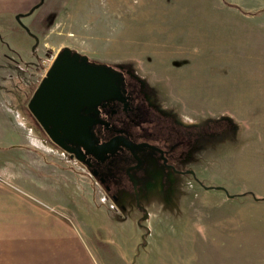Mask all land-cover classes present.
Returning a JSON list of instances; mask_svg holds the SVG:
<instances>
[{
	"label": "rangeland",
	"instance_id": "374dc122",
	"mask_svg": "<svg viewBox=\"0 0 264 264\" xmlns=\"http://www.w3.org/2000/svg\"><path fill=\"white\" fill-rule=\"evenodd\" d=\"M23 20L19 26L3 24L9 40L20 41L21 48L25 42L17 32L23 28L34 37L32 45L29 40L25 44L33 56L12 63L16 66L6 75L0 73L9 126L29 132L28 138L11 140L48 146L49 159L71 165L83 184H92L94 198L111 205L101 206L105 213L100 219L82 213L78 197H85L84 186L74 176L65 180L75 190L62 186V198L56 194L57 199L50 201L58 203L55 214L63 213L65 217H59L79 232L98 222V246L105 258L97 257L91 246L95 264H108L111 252L119 247L132 252L133 244L136 256L149 233L145 264L160 256L169 264H264V121L254 124L258 107L230 105L239 99L245 104L264 102V0H44ZM53 24L55 28L44 36ZM48 40L54 45L42 48ZM64 48L136 78L146 101L166 122L187 135L200 134L190 149L194 156L186 161L193 165L197 180H188L187 175L180 185L157 182L139 187L136 201L129 185L106 190L84 163L37 132L28 101ZM10 56L19 61L15 53ZM214 97L225 103L208 105V98ZM258 111L264 119V109ZM243 121L252 130L246 137L238 135ZM184 150L189 152L188 147ZM214 185L224 190H214ZM87 193L93 202L91 186ZM219 193L235 199L220 201ZM230 215L246 225L224 229ZM109 220L115 222L109 228L122 231L118 247L107 239L104 226ZM158 247L164 253L156 251Z\"/></svg>",
	"mask_w": 264,
	"mask_h": 264
},
{
	"label": "crops",
	"instance_id": "0c3cea01",
	"mask_svg": "<svg viewBox=\"0 0 264 264\" xmlns=\"http://www.w3.org/2000/svg\"><path fill=\"white\" fill-rule=\"evenodd\" d=\"M43 2L44 0H0V73L5 71L6 75L10 69L14 70L16 65H12V63H20L24 58L29 59L34 54L30 46L33 44L34 37L23 28L21 32H17V35L23 38H20V40L24 41L25 44L29 40V52L27 53L25 44L21 48L20 41L18 43L15 38L9 40L7 30H5L3 24L5 22L8 24L9 21L10 24L19 26L18 21L29 18L30 14L41 7ZM54 28V24L50 25L44 36H48ZM36 35L38 36V34ZM52 45L54 44L48 40L43 41L41 46L42 48H48ZM19 52L23 56L19 55ZM12 53L20 56L19 61L15 59L16 57L12 58L10 56ZM261 89L264 90V87ZM1 94L0 79V239L4 240L0 241V243L3 242L0 245V264H95L91 246L97 250V257L100 259L105 258L103 251L98 246V242H100L97 239L99 234L98 222L79 232L70 224L67 218L65 219L68 223L60 218L65 217L63 213L55 214L59 211L58 203L50 202L52 199H57L56 194L59 195V198H62L59 193L62 186H69L71 191L75 190L73 186L66 184L65 180L67 178L71 179L72 176L79 179L77 173L74 172L75 169H72L71 165L60 166L52 158L49 159L51 149L48 146L32 144L30 141H26L27 144H21L18 141L11 140L25 136L28 138L29 132L22 133L21 130L9 126V106L7 101H2ZM217 103L222 104L225 101L216 100L215 97L213 99L208 98V105H216ZM248 104H245L242 99L235 100L233 104L230 103V105L240 106V108L258 107L257 113L259 114L262 111L259 112L258 110L264 109V102L250 103L248 101ZM259 114H257L258 119H256L255 125L262 124L264 121ZM239 126L238 135L240 136L244 134L246 137L248 132L252 131L245 121L239 123ZM212 151L209 148V154ZM60 180L64 182L62 183ZM79 180L81 181V179ZM84 182L83 184L81 181L80 184L84 186L85 197L83 195L79 196L80 192L76 193L79 196L78 205L83 209L82 213L86 211L91 217L100 219L105 213V210L101 207L104 205L105 200L94 198L96 195L92 184L87 181ZM88 186H91L94 191L93 202L88 200L91 199L87 193ZM212 189L224 190L223 188H217L215 185ZM218 195L219 200L223 202L232 200L234 196L229 193H219ZM242 197L239 196V199ZM241 200H244V198ZM255 203L258 202L255 201ZM42 206L48 208L49 211ZM110 206L108 204L104 205L107 208ZM53 208L54 210H52ZM50 209L54 212L52 213ZM113 219L115 221L116 218ZM114 221L109 220L104 227L107 230V239L113 240L115 246L118 247L119 243L117 242L121 238L122 231L118 228H109V226L114 225ZM241 221H233L230 215L222 225L224 229H226V225L230 227L246 225L245 222ZM210 230L215 231L216 229L214 227ZM98 237L102 241L103 237L100 235ZM149 237L150 233L144 238L143 247L136 256L134 244L132 245V252L127 251L124 247H119L117 252L113 250L110 259L108 258V264H145L143 257L148 252ZM11 239H17V241H9ZM21 239L26 241H20ZM106 251L107 249H105ZM156 251L164 253L162 248L159 247L156 248ZM132 255H134L133 258ZM152 264L169 263L164 257L160 256Z\"/></svg>",
	"mask_w": 264,
	"mask_h": 264
},
{
	"label": "flooded vegetation",
	"instance_id": "af4514ba",
	"mask_svg": "<svg viewBox=\"0 0 264 264\" xmlns=\"http://www.w3.org/2000/svg\"><path fill=\"white\" fill-rule=\"evenodd\" d=\"M73 54L78 55L76 61L79 64L98 66L87 59L81 61L79 53L71 51L69 56ZM104 73L114 81L115 93L90 105H83L78 115L79 127L86 122L90 140L94 145H102V150H87L81 144L69 140L62 128H57L56 136L63 137L65 144L75 150L68 153L69 157L76 158L78 155L79 161L106 190L113 186L129 185L135 199L138 197V188L142 186L157 182L180 185L187 175L191 177L188 180H197L193 165L186 161L194 156L190 149L195 147L200 134L192 131L187 135L183 129L166 122L165 117L146 101L140 81L136 78L126 77L120 71L108 67H105ZM33 118L37 132L49 138L34 115ZM79 132V129H74L72 135L77 137ZM108 142V145H104ZM187 147L188 155L184 150ZM113 197L116 198L114 193Z\"/></svg>",
	"mask_w": 264,
	"mask_h": 264
},
{
	"label": "water",
	"instance_id": "95a60500",
	"mask_svg": "<svg viewBox=\"0 0 264 264\" xmlns=\"http://www.w3.org/2000/svg\"><path fill=\"white\" fill-rule=\"evenodd\" d=\"M70 52L64 48L56 55L28 101V109L48 133L50 140L67 153L75 150L65 144L63 137L56 136L57 128H62L72 142L81 144L87 150L99 151L103 146L92 143L86 131L87 123L83 122L79 127V108L115 93L116 85L104 73L105 67L79 64L76 61L78 55L69 56ZM80 59L85 61L87 57L81 55ZM74 129L80 130L77 137L72 135ZM76 158L80 160L78 155Z\"/></svg>",
	"mask_w": 264,
	"mask_h": 264
}]
</instances>
